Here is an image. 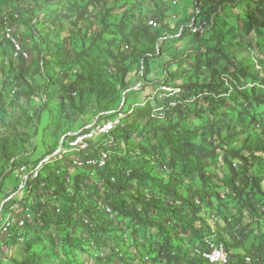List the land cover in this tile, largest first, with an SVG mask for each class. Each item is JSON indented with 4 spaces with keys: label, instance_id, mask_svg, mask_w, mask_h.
Listing matches in <instances>:
<instances>
[{
    "label": "rangeland",
    "instance_id": "rangeland-1",
    "mask_svg": "<svg viewBox=\"0 0 264 264\" xmlns=\"http://www.w3.org/2000/svg\"><path fill=\"white\" fill-rule=\"evenodd\" d=\"M252 1L214 0L213 9L208 8L204 2L202 6L206 15L216 14L217 16L215 40L209 39L213 32L208 29L205 35L188 36L168 43L160 41L159 38L152 40L151 35L160 37L163 34H168V27L171 30H178L184 22L195 16L199 7L198 0H181L177 6H173L172 0H100L87 13L89 16H86L83 25L86 28L84 36H87V39L73 33V27L70 24H66L64 29L53 28L51 25H53L52 20L57 13L69 4L75 6V9L79 11L77 13L81 14V11L91 4L92 0H56L50 4L45 0H0L1 13L8 16L14 14L21 16V19L14 24L22 43L31 53V62L25 71L26 78L21 76L22 63L20 62L11 64V60H9L8 73L0 72L2 88L9 93L17 91L16 95L11 93V98L7 100V103H0V134L10 132V137L18 138L21 146L18 152L24 151L29 155L34 152L33 149L36 147L38 149L37 156H45L52 151L47 148L56 146L64 134L80 132L98 121L115 116L112 118L114 119L119 112L126 115L130 112L131 115L126 116L122 123L131 126L137 133L129 139L128 143H122L121 150L115 153L123 154L126 150L130 160L137 167H141L146 165V153L154 149L159 152L161 163L167 166L166 170H161L164 174L161 176H165L164 178L167 179V171H170L168 141L180 140L186 135L193 144L211 148V133L208 129L214 120L222 122L225 132L228 125L236 124L239 120L247 122L249 118L246 111L249 107H245L246 104L255 103V92L257 95L264 96V88L263 90L259 89L262 88L259 85L262 86L263 83L257 81L253 69H248L249 77L247 79L238 82L241 91L235 88L232 92L222 81V77L228 75L233 80L235 77L231 73H226L224 60L213 51L215 46L223 48L226 53H230L234 57L236 64L244 68L251 67L249 48L250 46L257 48L258 44L264 41V25L258 27L259 34L255 31L248 32V13L256 10ZM142 19H144L143 22H141ZM34 20H37L38 23ZM151 20L156 21L159 27L150 29L148 33L145 27ZM41 34H45L49 38L52 42L51 46L44 44ZM219 34L222 36L220 41L216 39ZM93 38L94 46L90 48ZM110 40L112 41L109 42ZM114 40L121 42L120 49L123 50L129 45L130 49L127 50V53L135 54L136 63L131 66L132 72L142 70L144 59L153 57L155 79L158 81L141 83L134 75L133 81L128 78L129 90L120 89L122 82L119 83V81L122 79L123 73L115 67V61L108 53L111 50L116 55L118 54V47L113 48L111 45ZM205 40H209L207 43L210 47H207V44L204 45ZM108 69H113L114 75L106 74ZM62 72H70L72 77L78 75V80L82 82L83 90L72 92L70 94L72 99L65 100L61 95L63 85L60 81L64 80ZM11 77L15 78L14 83L9 81ZM212 77L220 84L224 83L222 89H227L225 94L219 95V91L216 89L208 88L209 80ZM54 81L57 84H54ZM43 84L49 85L50 93L42 87ZM253 85H256L257 89H252ZM45 98L49 102L47 110L46 107H43ZM166 98L178 102L177 107L163 119L159 113H156V117L161 121L151 120V110L163 107L161 105L163 103L157 102L158 99L164 102ZM137 104L146 105L142 109L136 107ZM133 106L135 113H131ZM263 110L264 107L260 109V111ZM7 111L11 113L8 115ZM250 112L256 114L255 110H250ZM8 116H13L14 121L8 122L6 127L2 122H6L4 118ZM148 123L151 128L162 126L164 129L162 133L165 135L162 134V137L160 134L159 137L142 136L140 132ZM50 126H54V128L49 131ZM255 135H258L257 131L254 132L253 136ZM34 140L35 142H33ZM109 144L108 147L113 145L111 142ZM116 145H113L111 149L109 147L112 154H115L113 152ZM5 148L13 154L11 141L4 142L0 138V152L3 153ZM69 156L70 160L81 159V155L77 153H72ZM259 160L260 162H256L258 164L256 171L264 175V158H259ZM209 163L208 171L219 181L226 182L230 177L228 167L219 158ZM6 164L7 159L1 156L2 189L0 192L3 190L4 192L1 195L0 203H3L14 193L24 201L27 193L25 194V190L22 189L23 179L18 178V172L11 174V166L7 171ZM54 165L65 166L59 162ZM146 168L150 169L148 166ZM173 169L180 172L185 169L182 176L186 177L189 182L187 184L197 192L202 190L198 167L193 158L185 162H177ZM254 173L256 174V172ZM142 184L145 186V190H155V186L151 182H142ZM228 191L230 190L225 185L221 189L211 187L209 191L210 203L203 204L204 212L198 218L208 219L218 238L226 225L219 217L220 215L216 213L217 211H221L226 216H235L237 221L243 216L241 224L245 234L242 237L244 238L243 242L232 245L238 254L234 261L240 262L238 260L240 256L248 254L250 249L253 250L255 245L264 240V220L255 218L254 221H251L247 217L246 210L238 201L230 198L232 196L227 193ZM155 192L158 193V191ZM224 195L227 196L226 199H223ZM51 204L62 206L61 202H51ZM188 213H185L184 221L177 222L180 228L173 229L176 233V244L185 245L198 239L189 228V221L193 222L194 219L192 216L189 217ZM213 214H216V219L211 218ZM154 219L164 221L166 218L164 214H157ZM122 220H124L122 217L116 220L119 221L122 230L116 234L113 233L114 236L117 235L113 240L110 238L95 240L91 232L81 227L78 229L77 235L82 239V248H58L52 242V238L57 232L54 229H47L41 232L39 244L32 251L43 258V264H167L162 257H154L164 241L158 227ZM193 224L199 227L201 235L207 233V230L198 222H193ZM7 240L8 236L6 235L3 239V244L6 246V261L4 263L11 264L13 260L18 259L21 243L15 248L8 249ZM114 241L122 243L123 256L113 248ZM149 252L152 255L151 260L147 258Z\"/></svg>",
    "mask_w": 264,
    "mask_h": 264
},
{
    "label": "trees",
    "instance_id": "trees-1",
    "mask_svg": "<svg viewBox=\"0 0 264 264\" xmlns=\"http://www.w3.org/2000/svg\"><path fill=\"white\" fill-rule=\"evenodd\" d=\"M54 1L56 0H45L48 4L53 3ZM99 2L100 0H92L91 4L81 11V14L77 13L79 11L75 9V6L69 4L57 13L56 17L52 20L53 25L51 26L53 28L59 27L64 29L66 24H70L71 27H73V33H77V36L87 39V36H84L86 28H84L83 25L85 24L86 16H89L87 13L90 12V8L97 5ZM204 2H206V6H208V8L213 9L214 0H204L203 3ZM252 2L255 4L256 10L248 13V32L255 31L259 34L257 31L258 27L264 25V0H253ZM199 3L200 0L198 2V8L202 9L204 17L211 18L212 16H215L214 24L210 29L213 34L209 37V39L215 40V20H217V16L216 14L207 16L202 6L203 3L201 6ZM248 7L249 9L251 8L250 4ZM16 15L19 14L8 16L7 14L0 12V72H3V74L8 73V69L10 67H8L9 60H11V64L20 62L22 63L21 76L26 78L25 71L28 69L31 59L29 61L23 59L16 60L12 54V48L6 41L3 34L6 18L12 19L14 23L21 19L20 15L19 19L16 18ZM143 21L144 19H142L141 22ZM190 21L191 19L187 20L183 23V25L188 24ZM34 22L38 23L37 20H34ZM158 27L159 24L156 28ZM181 27L178 30H171L168 27V34H163L160 37H157V35H153L152 37L151 35V39L153 40L154 38H159L160 41L170 43L188 36H202H195L187 33L180 39L174 38ZM150 29H155V27H152L149 22V25L145 27V30L149 33ZM101 36L102 34L100 37ZM221 37V34H219L216 39L220 41ZM41 38L44 44L51 46L52 42L45 34H41ZM111 41L112 40L109 42ZM208 41L209 40H205L204 45L206 46L207 44V47H210L207 43ZM111 45L113 48L118 47L117 55L111 50H109L110 52L108 53L113 57L115 67L118 68L119 72L123 73L121 76L122 79L119 81V83L122 82V87L120 89L128 91L130 85L128 78H130V81H133L134 75L135 77H138V81H141V83H152L154 81H158V79H155V68L153 67L155 66V63L153 61V57H146L143 62L142 70L137 72L134 71V73L130 69L132 64L136 63V56L134 53H127L130 46L128 45L122 50L120 49L121 42H118L117 40H114ZM258 45L259 46L257 48H253L252 46L249 48L248 53L251 61L250 68H244L241 65L236 64L234 57L231 56L230 53H226L223 48L216 46L215 48L213 47V51L216 52L222 60H224V65L226 67L225 70L227 71L226 73H231L235 77V80L228 75H223L222 77V81L226 83L232 92L235 88H238L241 91L239 87L240 84L238 82H242L244 79L249 77L248 69H253L255 71L257 81L263 83L262 86L259 85V87H262L259 89L263 90L264 41L260 42ZM93 46L94 38L90 48ZM120 50L122 51L120 52ZM253 51L258 55V62L262 68V72L257 69L256 62L252 57ZM56 53H58V51H56ZM106 74L114 75L113 69H108ZM62 75L64 80L60 81L63 85L61 95L65 100L72 99L70 97L72 92H80L83 90L82 82L78 80V75L72 77L70 72H62ZM9 81L14 83L16 80L11 77ZM224 83L220 84L214 77H212L209 80L208 88L210 90L216 89L219 91V95H222L227 92V89H222V87H224ZM54 84H57L56 81H54ZM256 85H253L252 89H257L255 88ZM2 87L3 85L0 80V103H7V100L11 98V93L16 95L17 91L16 93L13 91L9 93ZM42 87L50 93V87L48 84H43ZM6 88L9 87L6 86ZM255 94V103L246 104L245 106L249 107L246 111L249 121L246 122L239 120L236 124L228 125L226 126V132L223 130V127L225 126L221 124L222 122H220V120L216 119L214 120V123L209 125L208 130L211 133V148L193 144L189 141L186 135L182 137L183 139H172L171 141H168V163L170 165L169 169L171 172L169 170L167 171V179L164 178L165 176H161L164 175L161 170H166L167 166L161 163L158 151H155L154 149L148 151L149 153H146V165L141 167H137L135 163L130 160L126 150L123 154L115 153L116 151L121 150L120 145L122 143H128L129 139L137 133L135 129L125 123H122L114 129L110 135L94 140L91 143V149L88 152L77 153L81 155V159H87L89 157H98L102 150L109 151L110 159L103 169L73 167L74 162L70 160L69 155L64 162L54 161L49 163L44 169L41 177L33 183V193L31 198L22 204V206L32 208L34 212V220L23 228H19L17 226L13 227L10 232L6 234L8 236V249L15 248L16 245L21 243L18 259L13 260L11 264L44 263L43 258L36 252L32 251L39 244V235L44 230L54 229L55 232H57L54 238H52L54 246H57L58 248L80 249L82 248V239L77 235L79 228L84 227L87 231L91 232L95 240L100 238H110L113 240L117 237V235L114 236L113 233L115 232L116 234L122 230V226L119 225V221H116L121 217L124 220H131L140 225H152L159 228L164 237V241L160 245L158 253L155 254L154 257H162L167 264H205V260L200 255L195 254L191 249L199 245L205 236L215 235L214 233H216L209 224L208 219L201 217L198 218V216L202 215L204 212L203 204L210 203L209 191L211 187L221 189L223 185H225L230 190L227 192L232 196L230 198H234L240 203L242 208L246 210L247 217L250 218L251 221H254L255 218H259L262 221L264 220V175L257 173L256 171L258 166L256 162H260L259 158H264V110L260 111V109L264 107V96L259 94L257 95L256 92ZM171 100L172 99L170 98H166L164 99V102H161L159 99L157 101L163 103L161 105L165 107V118L167 114L169 113L170 115L172 113H170V111L178 105L177 104L175 107H171L170 104L173 102V100ZM43 102V107H46L47 110L49 102L46 98ZM137 105L138 106L136 107L143 109L146 104ZM133 109L134 106L131 113H135ZM155 110L157 109L154 108L150 112L151 120L161 121L156 117ZM250 110H255L256 114H252ZM7 113L9 115L11 112L7 111ZM128 113L127 117L131 115L130 112ZM112 118H108L107 120H103L101 122H106ZM4 120L6 122H2V124L7 127V123H12L14 121V117L8 116L7 118L5 117ZM157 123L159 124V122ZM53 128L54 126H50L49 131ZM163 130L162 126H159V128H156L155 126L151 128L150 123H148L140 133L142 136L157 137L160 134V137H162V134L165 135V133H162ZM256 131L258 132V135L253 136ZM37 133L38 130L36 131V135ZM70 133L68 132L61 136L56 146L51 148L46 147L52 151L48 152V155L45 156H37L38 149L34 147L33 144L35 140L32 142L34 152L27 155V152H18L19 147H21L19 145L18 138L16 139L10 137V132L1 133L0 138L3 139L4 142L11 141L13 154L9 153V151L5 148L3 153L0 152V157L4 156L7 159L5 168L9 171L11 166V174L17 172L19 173L20 169L24 165H35L34 167H38L49 156L58 151L63 138ZM109 142L113 145L117 144L114 148L115 151L113 152L115 154H112L109 150V147L111 149L113 146L111 144L112 146L108 147V145H110ZM191 158L194 159V162L198 167V174L202 183V190L200 192L192 189V187L187 184L189 182L186 177L182 176L185 169H182L181 172L178 170L174 171L173 169L177 162H185ZM218 158L228 167L230 171V177L226 180V182L219 181L208 171L210 168L209 162L215 161ZM14 160H16V162L13 163ZM56 162L61 164L63 163L65 166L62 167L61 165H54ZM146 166L150 169H147ZM254 172H256V174ZM112 179L115 181L113 182ZM142 182H151V184L155 186V190H145V186H143ZM1 183L2 179L0 176V189H2ZM155 191H158V193ZM3 192H0V198L1 195H3ZM26 193L27 191L25 190V194ZM15 195L16 193L10 195L8 199ZM222 197L223 199H226L227 196L224 195ZM260 197L263 198L260 199ZM8 199H6L3 203H0L2 204L0 211H2L3 208V211L0 213V217H2L0 219V225L8 215L10 208L22 200V198L18 195L11 204L9 203L5 205ZM51 202H61L62 206L52 205ZM108 208L114 212L113 217L108 214ZM185 213H188L189 217L192 216L194 219L193 222H198L204 229L207 230V233H203V235H201L199 227H196V225H194L190 220L189 228H191L192 233H194V236L198 237V239L189 244L179 245L175 243L176 233L173 229L180 228L177 225V222L184 221ZM216 213L220 215L219 217L226 225V228L221 231V235L218 239L225 243L229 251L233 252L231 254V261L235 264H246L245 257L250 255L252 256L253 264H264V240L260 241L258 245H255L253 250L250 249L248 254L240 256V258L238 257V260H240L241 263L239 261H234L236 260L238 254L232 248V245L233 243L243 242L244 238L242 237L245 235L244 229L241 225L243 216L238 219V222L235 219V216H226L224 213H221V211H217ZM157 214H164L166 219L164 221H156L154 216ZM211 218L216 219V214L211 215ZM5 236H2L1 238L2 243ZM113 248L119 255H124L121 242L114 241ZM5 254L6 253H4L0 264H5ZM147 255V258L151 260L152 255L150 252Z\"/></svg>",
    "mask_w": 264,
    "mask_h": 264
},
{
    "label": "built area",
    "instance_id": "built-area-1",
    "mask_svg": "<svg viewBox=\"0 0 264 264\" xmlns=\"http://www.w3.org/2000/svg\"><path fill=\"white\" fill-rule=\"evenodd\" d=\"M181 0H172L173 6H177ZM204 0H200V6ZM199 2V0H198ZM16 18L19 19V15H16ZM215 16L207 18L203 16V11L201 8H197L195 16L191 18V21L183 25L179 32L174 36V38H182L185 34L189 33L191 35H203L207 33L208 29H211L214 24ZM150 25L152 27H157L158 24L156 21L151 20ZM3 34L6 41L10 44L12 48V54L16 60H26L31 59V53L28 49L25 48L20 37L17 33V28L13 23V20L6 18L5 27L3 29ZM252 57L256 62L257 69L262 72V68L258 62V55L256 52H252ZM168 91V90H166ZM180 91V90H179ZM16 93V91H14ZM171 93V92H170ZM178 102H172L171 107H175ZM159 113L161 119L165 118L166 112L165 107H161L155 110V114ZM127 115L123 112H119L118 116L114 119H109L106 122L98 121L95 124L87 127L84 130H81L77 133H70L65 136L62 140V144L58 151L50 156L48 159L43 161L38 167H30L24 165L18 174V177L23 179V190L27 191L24 201L20 200L16 205H13L6 218L0 225V261L3 258L4 253H6V246L2 243L1 238L10 232V230L17 226L19 228L25 227L28 223L34 220V212L31 207L22 206V204L31 198L33 193V183L38 180L44 169L49 163L54 161H66L68 155L72 153H86L91 149V143L104 136L111 134L114 129L121 125L122 120ZM110 159V152L102 150L98 157H89L87 159H74L72 160L73 167L76 168H93V169H103ZM16 160L13 161V163ZM114 182L115 180L112 179ZM17 196H12L5 203L11 204ZM22 208V209H21ZM3 211V208H2ZM1 211V212H2ZM59 211V210H58ZM108 214L113 217V212L111 209H107ZM21 216V217H20ZM195 254L200 255L204 260L205 264H232L231 254L232 251H229L224 242L220 241L215 235L205 236L202 242L191 249ZM246 264H253L252 256L247 255L245 257Z\"/></svg>",
    "mask_w": 264,
    "mask_h": 264
}]
</instances>
